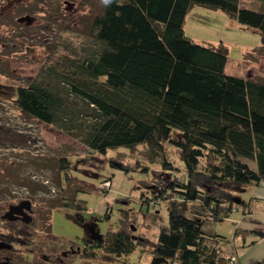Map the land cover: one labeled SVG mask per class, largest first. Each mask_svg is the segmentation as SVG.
<instances>
[{
  "label": "trees",
  "instance_id": "trees-1",
  "mask_svg": "<svg viewBox=\"0 0 264 264\" xmlns=\"http://www.w3.org/2000/svg\"><path fill=\"white\" fill-rule=\"evenodd\" d=\"M259 1L258 9L242 6L239 0H111L107 5L102 0H0V25L6 27L0 29L4 64L22 47H9L3 34L15 32L16 26L30 30L39 22V10L54 13L53 18L65 12L73 28L94 37L97 45L89 53L81 58L53 56L51 64L68 92L87 106L85 112L78 109L87 119L76 126L88 146L104 153L108 147L144 141L156 152L169 140L177 147L185 179L166 176L152 189L168 202V223L157 233L148 264H213L221 238L203 230L204 220L227 213L245 185L264 179V81L225 72L226 48L195 42L182 27L187 8L197 2L257 27L264 42V0ZM24 45L25 51L34 48ZM4 94L27 115L66 129L75 126L66 98L46 82H0ZM19 134L0 123V142L16 143ZM202 157L206 162L201 167ZM57 161L58 181L75 179L68 159L60 156ZM10 163L0 156V177L28 183V177L8 169ZM166 164L163 161L168 168ZM0 220L12 230L18 228L25 235L20 241L27 242L32 218ZM9 234L0 231V240L11 244L0 252L12 249L14 236ZM134 238L112 232L104 245L127 252ZM0 264L11 261L0 259Z\"/></svg>",
  "mask_w": 264,
  "mask_h": 264
},
{
  "label": "rangeland",
  "instance_id": "rangeland-1",
  "mask_svg": "<svg viewBox=\"0 0 264 264\" xmlns=\"http://www.w3.org/2000/svg\"><path fill=\"white\" fill-rule=\"evenodd\" d=\"M239 4L261 8L259 0H239ZM36 6L41 7L40 2ZM37 13L39 22L30 30L16 26L13 34H3L9 47L22 48L12 54L14 57H4L6 64L0 62V82H46L66 98L74 111L75 126L66 129L39 120L23 113L12 96L0 95V123L20 133L16 143L0 142V156L13 161L8 169L29 178L28 183H16L0 177V204L29 198L32 207L25 243L20 241L25 235L18 228L12 230L0 220L2 234L14 236L12 249H3L0 259H10L11 264H148L157 233L168 223V202L157 198L152 189L158 188L166 176L185 179L178 149L169 140H164L156 152L144 141L132 147H108L104 153L88 146L76 126L87 119L84 113L78 115V109L85 108V112L87 106L68 92V86L51 64L53 56L81 58L97 43L92 35L73 28L65 12L56 18L46 10ZM182 27L184 34L195 42L226 48L225 72L264 81V42L257 27L239 22L219 7L197 2L187 8ZM1 28L6 29L3 25ZM24 43L32 45L33 50L25 51ZM60 156L68 159L70 174L75 179L58 181ZM200 162L202 167L206 159L202 157ZM106 178L109 185L101 186ZM255 190L254 185L244 187L232 209L217 219L204 220L203 230L221 238L213 264H264V233L260 235L254 230L264 228V198H253ZM62 200L67 204L61 205ZM245 204L248 210L243 209ZM119 231L135 237L130 251L118 253L105 247L109 234ZM229 256L235 262L229 261Z\"/></svg>",
  "mask_w": 264,
  "mask_h": 264
},
{
  "label": "water",
  "instance_id": "water-1",
  "mask_svg": "<svg viewBox=\"0 0 264 264\" xmlns=\"http://www.w3.org/2000/svg\"><path fill=\"white\" fill-rule=\"evenodd\" d=\"M92 175H97L96 172H92ZM2 211L0 212L1 218L6 219H16L20 218L23 221H30L32 218L31 215V200L29 198H21L16 202H8L6 205H0ZM11 244L0 240V248L1 247H10Z\"/></svg>",
  "mask_w": 264,
  "mask_h": 264
},
{
  "label": "crops",
  "instance_id": "crops-1",
  "mask_svg": "<svg viewBox=\"0 0 264 264\" xmlns=\"http://www.w3.org/2000/svg\"><path fill=\"white\" fill-rule=\"evenodd\" d=\"M263 179H261L260 181L258 182H251V183H248L246 186L248 185H254L256 187V190L253 191L252 193V197L253 198H264V182L262 181ZM249 203V201H248ZM247 207V210L249 209L248 207V204H245V206H243V209ZM254 230H256L260 235H262L264 233V228H261V227H257V228H254ZM217 246H218V249L216 250L217 253H219V249H220V241H219V244L217 243ZM229 258V257H228ZM231 262H235V259L232 260H229Z\"/></svg>",
  "mask_w": 264,
  "mask_h": 264
},
{
  "label": "built area",
  "instance_id": "built-area-1",
  "mask_svg": "<svg viewBox=\"0 0 264 264\" xmlns=\"http://www.w3.org/2000/svg\"><path fill=\"white\" fill-rule=\"evenodd\" d=\"M100 185H101V186H104V185L108 186V185H109V179H105V180L103 179V181H101ZM230 259H231V260L233 259L232 256H231Z\"/></svg>",
  "mask_w": 264,
  "mask_h": 264
},
{
  "label": "clouds",
  "instance_id": "clouds-1",
  "mask_svg": "<svg viewBox=\"0 0 264 264\" xmlns=\"http://www.w3.org/2000/svg\"><path fill=\"white\" fill-rule=\"evenodd\" d=\"M102 2H103L105 5H107V4H109V3L111 2V0H102Z\"/></svg>",
  "mask_w": 264,
  "mask_h": 264
},
{
  "label": "flooded vegetation",
  "instance_id": "flooded-vegetation-1",
  "mask_svg": "<svg viewBox=\"0 0 264 264\" xmlns=\"http://www.w3.org/2000/svg\"><path fill=\"white\" fill-rule=\"evenodd\" d=\"M16 219H20V218H16Z\"/></svg>",
  "mask_w": 264,
  "mask_h": 264
}]
</instances>
